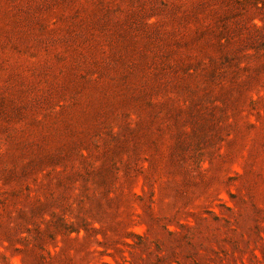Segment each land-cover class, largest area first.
Listing matches in <instances>:
<instances>
[{"label":"rangeland","instance_id":"1","mask_svg":"<svg viewBox=\"0 0 264 264\" xmlns=\"http://www.w3.org/2000/svg\"><path fill=\"white\" fill-rule=\"evenodd\" d=\"M0 264H264V0H0Z\"/></svg>","mask_w":264,"mask_h":264}]
</instances>
